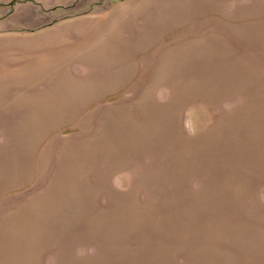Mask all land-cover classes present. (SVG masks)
Instances as JSON below:
<instances>
[{
    "label": "rangeland",
    "instance_id": "rangeland-1",
    "mask_svg": "<svg viewBox=\"0 0 264 264\" xmlns=\"http://www.w3.org/2000/svg\"><path fill=\"white\" fill-rule=\"evenodd\" d=\"M0 264H264V0H0Z\"/></svg>",
    "mask_w": 264,
    "mask_h": 264
}]
</instances>
